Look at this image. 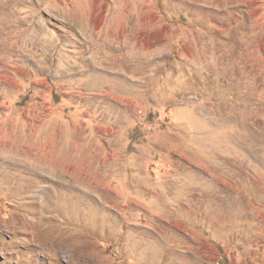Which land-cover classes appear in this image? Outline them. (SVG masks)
<instances>
[{"label":"rangeland","instance_id":"obj_1","mask_svg":"<svg viewBox=\"0 0 264 264\" xmlns=\"http://www.w3.org/2000/svg\"><path fill=\"white\" fill-rule=\"evenodd\" d=\"M15 156L0 264H264V0H0Z\"/></svg>","mask_w":264,"mask_h":264},{"label":"bare ground","instance_id":"obj_2","mask_svg":"<svg viewBox=\"0 0 264 264\" xmlns=\"http://www.w3.org/2000/svg\"><path fill=\"white\" fill-rule=\"evenodd\" d=\"M5 143V142H4ZM2 147H6V146H2ZM2 160H3V163H1L0 164V167L1 168H6V170H8V169H12V168H16L17 166H21V159L19 158V157H17V156H15V157H2ZM30 171H32L33 173H31L33 176H35V177H39V170L38 169H36V168H33V169H31ZM53 176V175H52ZM53 178V177H52ZM18 182V181H17ZM17 182L16 183H14L15 185H14V187H15V189L17 188H19V191H25L26 190V188H27V186H23L20 182H19V184H17ZM7 183V182H6ZM12 183V182H11ZM68 184V183H67ZM29 190V189H28ZM48 191V190H47ZM47 194V193H46ZM35 196H37V195H35ZM24 198H34L35 200H37L38 198L37 197H24ZM26 200V199H25ZM47 200V199H46ZM47 203V202H46ZM56 217V216H55ZM57 218V217H56ZM58 223H59V221H57ZM67 222V221H66ZM44 223V222H43ZM64 223V222H63ZM58 230H56V231H58L59 232V234H66V232H67V229H65V228H60L59 226H58V228H57ZM62 237V236H61Z\"/></svg>","mask_w":264,"mask_h":264}]
</instances>
